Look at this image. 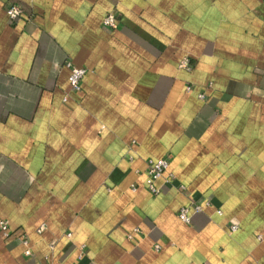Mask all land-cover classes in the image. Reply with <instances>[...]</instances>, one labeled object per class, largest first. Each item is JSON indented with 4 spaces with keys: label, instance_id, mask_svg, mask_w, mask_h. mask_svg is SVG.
I'll use <instances>...</instances> for the list:
<instances>
[{
    "label": "crops",
    "instance_id": "crops-1",
    "mask_svg": "<svg viewBox=\"0 0 264 264\" xmlns=\"http://www.w3.org/2000/svg\"><path fill=\"white\" fill-rule=\"evenodd\" d=\"M0 220V264H264V0H0Z\"/></svg>",
    "mask_w": 264,
    "mask_h": 264
},
{
    "label": "built area",
    "instance_id": "built-area-1",
    "mask_svg": "<svg viewBox=\"0 0 264 264\" xmlns=\"http://www.w3.org/2000/svg\"><path fill=\"white\" fill-rule=\"evenodd\" d=\"M5 12L10 21H17L23 17V7L17 2H10L5 6ZM103 25L106 27L114 28L116 25V16L114 12H108L102 21ZM65 66L69 68L68 83L70 88L73 91H78L81 87V80L86 73L84 67H78L72 64L70 61L65 63ZM181 66L189 68L188 59L183 58ZM188 90L191 86L186 87ZM200 98L203 97V94L198 95ZM169 166V157L163 156L158 159H149L146 164L145 170V185L150 193L153 195L159 192V188L156 185V181L166 173ZM169 179L172 178V175L169 174ZM170 182V180H169ZM179 189L183 190L184 186L179 185ZM202 210V203L196 201H190L189 203L182 205L178 210V218L183 222H189L191 213H196ZM220 212V211H218ZM231 231H236L238 226L236 224L231 225ZM0 234L5 238L10 235L9 226L6 221L0 220ZM22 244L24 245L25 255H30V247L27 239L22 238Z\"/></svg>",
    "mask_w": 264,
    "mask_h": 264
}]
</instances>
